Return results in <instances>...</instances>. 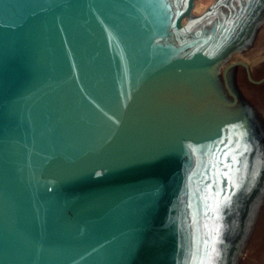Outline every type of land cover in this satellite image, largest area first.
Segmentation results:
<instances>
[{"label": "water", "instance_id": "obj_1", "mask_svg": "<svg viewBox=\"0 0 264 264\" xmlns=\"http://www.w3.org/2000/svg\"><path fill=\"white\" fill-rule=\"evenodd\" d=\"M52 5L42 0L39 7H0V192L11 187L30 194L35 185L53 189L55 201L39 217L50 251L62 244L56 222L64 223L61 211L77 201L71 194L84 180L78 174L91 182L101 177L99 186L119 178L129 160L152 156L133 177L125 202L139 199L155 213V204L179 177L160 157L172 155V139L204 124L199 135L204 144H227L237 110L254 119V139L263 134L264 120L256 121L259 115L254 117L238 90L246 82L256 95L264 86V74L258 76L241 59L256 45L244 41L252 22H236L235 16L239 7H264V0H214L201 12L196 9L197 15L191 14L195 0L168 7ZM148 27L155 31L142 34ZM148 122L156 127L143 137L136 128ZM84 197L93 203L89 194ZM43 198L46 193L36 202ZM34 203L28 199L0 208V253L28 231L18 255L3 264H30ZM124 219L112 217L108 225L121 228ZM100 238L95 236L94 244ZM51 264L78 263L55 257Z\"/></svg>", "mask_w": 264, "mask_h": 264}, {"label": "rangeland", "instance_id": "obj_2", "mask_svg": "<svg viewBox=\"0 0 264 264\" xmlns=\"http://www.w3.org/2000/svg\"><path fill=\"white\" fill-rule=\"evenodd\" d=\"M52 1L51 7H168L182 2ZM208 1L195 0V11L191 14L197 15L196 9L199 11ZM40 2L42 0H0V7H39ZM108 31L113 34L114 29ZM154 31L151 27L143 28L142 34ZM238 90L243 95L242 100L253 102L252 105L244 102V105H248L253 115H259H254L256 121L264 120V97L261 98L264 86L256 89L258 96L249 91L246 82ZM258 98L262 101L256 100ZM235 115L232 139L227 144H204L201 140L204 124L170 141L172 155L167 153L160 157L167 158L168 163L177 168L179 177L167 186L168 196L155 204V213L149 212L139 199L125 202L130 199L126 194L132 188L133 177L148 167L152 156L129 160L119 178L106 179L108 182H101L99 186L101 177L91 182L86 180L85 174H78L84 180L74 184L71 194V198L78 195L77 201L61 211L66 221L62 223L63 220L57 219L56 222L57 242L62 243L56 251L48 249V237L43 242L45 234L39 219L55 201L53 189L50 192L35 185L30 188V194L14 192L11 187L0 192V198L7 195V200H0V208L17 205V202L20 205L28 199L35 202L29 211L30 264L37 263L39 258L47 259L41 264H51L55 257L78 264H264V132H258L254 139V133H250L253 132L252 116L247 112L240 115L238 110ZM140 126L141 130L136 128V132L142 131L141 135L146 137L153 132L156 123ZM172 127L179 126L174 122ZM45 193L46 198L36 202ZM86 194L93 203L83 200ZM119 215L125 217L121 228L108 225L112 217ZM94 230V237L102 239L95 244L93 232L91 234ZM98 230L102 233L96 235ZM27 232L18 233L13 243L8 244V251L0 253V264L18 255L20 247L27 242ZM89 233L92 240L88 241Z\"/></svg>", "mask_w": 264, "mask_h": 264}, {"label": "crops", "instance_id": "obj_3", "mask_svg": "<svg viewBox=\"0 0 264 264\" xmlns=\"http://www.w3.org/2000/svg\"><path fill=\"white\" fill-rule=\"evenodd\" d=\"M214 2V0H209L208 3L203 4L204 7H209ZM237 10L238 20L236 22H245L248 20L252 24V28L248 37L244 39L250 40L251 43L256 44L252 50H249L250 56L242 57L241 59L247 60L257 75L264 74V7H239ZM234 51V50H233ZM231 52L229 58L235 56V52ZM262 62V63H261ZM237 70V69H235Z\"/></svg>", "mask_w": 264, "mask_h": 264}]
</instances>
